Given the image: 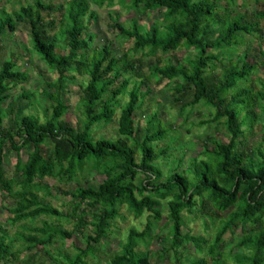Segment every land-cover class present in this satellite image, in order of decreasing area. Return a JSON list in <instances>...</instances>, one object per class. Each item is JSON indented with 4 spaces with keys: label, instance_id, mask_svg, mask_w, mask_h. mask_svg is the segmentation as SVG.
I'll use <instances>...</instances> for the list:
<instances>
[{
    "label": "trees",
    "instance_id": "trees-1",
    "mask_svg": "<svg viewBox=\"0 0 264 264\" xmlns=\"http://www.w3.org/2000/svg\"><path fill=\"white\" fill-rule=\"evenodd\" d=\"M114 1L94 0L99 6L112 5ZM256 2L261 5L254 20H247L242 14L233 18L223 15L211 0H130V9L162 11L164 29L158 23L146 30L137 22L129 27L122 22L113 23L123 37L133 40V51L140 50L145 56L172 52L183 45L197 49V56L186 62L154 65L152 76L169 81L182 77L183 81L175 82L171 88L174 101L184 105L203 102L214 108L213 117L202 123L221 122L229 136L228 141L214 140L213 149L205 148L199 157L193 158L188 170L175 168L164 181L157 161L167 151L158 150L153 144L166 138L168 130L154 116L148 120L144 138H138L135 116L144 94L141 84L128 90L127 74L134 69V63H126L109 45L88 53L92 41L89 23L96 17L90 2L66 0L56 8L51 0L49 3L36 0L12 12H1L0 39L9 32L15 33L20 24L28 25L34 50L57 74L53 82L47 81L48 88L44 91L52 102L46 119L42 121L35 114L15 113L12 123L5 126L8 111L14 112L12 103L5 109L9 91L25 83L28 75L12 59L5 60L0 67V190L15 203L10 210L12 223L61 215L58 208L40 197L42 192L52 195V187L43 182L47 177L73 181L86 169L106 175L98 186L78 185L71 192L79 203H86L78 217L76 231L91 226L93 234L85 239V246L74 244L72 256L64 255L60 259L47 251L46 255L56 264H88L89 258L97 254L98 245L109 237L123 206L136 217L149 212L154 219H161L162 214L157 209L161 199L169 200L171 228L170 234L161 241L168 242L170 250L174 251L175 264H184L181 248L190 243L200 252L207 249L210 257L193 260L190 264H210L211 261L228 264L219 258L225 235L239 227L245 233L238 245L245 247L246 252L237 254L236 262L264 264V137L262 142L251 146L246 141L257 127L264 130V121H260L264 114V82L261 87L252 84L256 64L248 60V53L237 62L230 59L226 65L219 52L236 48L245 36L258 35L260 23L264 21V0ZM216 21L217 35L213 39L212 25ZM259 53L264 65V50L260 48ZM214 63L223 67L220 74L213 69L208 73ZM74 73L86 77L80 83L84 116L80 130L66 119L68 85L70 80L76 79ZM125 94H129V100L120 113L119 137L95 139L94 127L113 120L120 96ZM44 146H47L45 153ZM23 150L28 154L26 160L21 156ZM11 152L17 155L14 172L4 167L5 154ZM140 173L145 178L137 182ZM79 203L74 207L75 212L80 209ZM88 210L94 211L91 218L86 216ZM197 210L213 224L216 225V221L220 224L211 241L182 232L184 212L196 214ZM229 210L228 216H221ZM250 225L258 227L247 233ZM152 226L149 222L142 231L131 228L110 264H153L148 252L139 248L141 245L148 248L154 237ZM74 237L73 231L47 222L32 228L30 234H19L16 240L0 227V262L16 260L15 241L31 251L39 245L46 248L56 238ZM167 250L164 249V253Z\"/></svg>",
    "mask_w": 264,
    "mask_h": 264
},
{
    "label": "rangeland",
    "instance_id": "rangeland-1",
    "mask_svg": "<svg viewBox=\"0 0 264 264\" xmlns=\"http://www.w3.org/2000/svg\"><path fill=\"white\" fill-rule=\"evenodd\" d=\"M36 0H0V14L2 11L12 12L19 9L21 5L33 4ZM92 10L95 11L96 17L89 23V30L92 41L90 42L89 54H93L96 48H102L109 45L111 50L119 57L125 59L126 63H134V69L127 76L130 78L128 90L134 86L141 84V104L136 113L135 120L139 130L138 138L142 140L146 133L148 120L156 116L162 121L164 128L168 130L166 138L153 144L158 150H166V154L157 161V165L163 171L162 181L173 169L180 171L188 170L193 158L199 157L205 148L212 150L214 140L228 141L229 136L220 122L203 124V121L213 117L215 109L201 102L196 105H184L174 101L171 93L172 86L175 82H182V77L174 80H163L159 76H152V68L154 65H166L168 63H177L179 61L186 62L188 59H194L197 56V49L194 47L181 46L179 49L164 53L160 51L156 56H145L142 51H133V40L123 37L120 32L113 27L114 22H122L129 27L133 22H137L144 30L153 24H160L164 29L163 13L160 10L144 12L142 8L139 10L130 9V0H115L112 5L107 3L103 6L97 5L94 0H88ZM216 2L217 11L225 16L232 18L237 14H242L247 20H254L255 14L261 4H257L256 0H211ZM49 3L50 0H44ZM55 7L65 3L66 0H51ZM47 14V13H45ZM59 14V11L55 15ZM87 22V21H86ZM261 30L258 35L245 36L243 41L236 47H229L219 52L221 57L225 59L226 65L230 59L234 58V62L241 59L244 53H248V60L256 64L255 73L253 75L252 84L261 87L264 82V65L259 53V49L264 50V21L260 23ZM212 28L215 32L212 35L214 39L217 35L218 22L213 23ZM93 48V49H92ZM92 50V51H91ZM218 53V51H216ZM12 59L16 61L22 71L27 73L28 80L12 87L9 91L10 98L5 105L8 109L9 104L14 106V112L8 111L5 119V126H9L15 113L35 114L44 121L46 115L51 113L52 102L46 98L44 91L48 88L47 81H54L57 77L56 72L51 69L34 50L30 29L28 25L20 24L15 33H8L4 38L0 39V67L2 63ZM122 65V64H120ZM212 67V68H211ZM211 68V69H210ZM208 73L213 69L216 74H220L223 70L222 66L215 63L211 64ZM213 72V71H212ZM76 79H72L68 85V98L66 103L69 105L66 119L77 130L81 129V123L84 119L83 108L80 102V83L86 78L78 73H74ZM129 100V94L120 96L119 106H117L116 115L109 123H101L94 127V138L101 137L116 139L119 137V117L122 107ZM260 121H264V114L261 115ZM158 128V126L156 127ZM254 134H248L247 143L251 146L256 142H262L264 130L257 127ZM47 146H44V153ZM23 160H26L28 154L25 150L21 152ZM138 159L140 155L138 154ZM17 155L15 152L6 153L4 157V167L8 171L15 170ZM145 176L140 173L137 182L144 180ZM106 175L100 171L89 170L80 173L76 180L67 181L60 180L56 177H47L43 182L48 183L53 189L52 195L46 196L44 192L40 193L41 199L45 203H49L61 211L59 217L39 216L35 219L21 221L16 224L12 223L11 209L15 207L12 198L4 196L0 190V227L5 229L8 236L16 240L21 233L30 234L32 228L41 227L47 222L56 227H61L68 231H73L74 238L56 240L46 248L39 245L36 249L26 251L20 241H15L16 260L9 259L1 261L0 264H56L54 260L49 258L46 253L50 252L54 257L63 259L64 255H73L75 253L74 244L77 242L80 246H85V239L93 234L91 226L85 227L81 232L76 231L78 217L81 209L86 207V203H79L72 196L71 192L80 185L82 187L98 186ZM168 199H161L157 209L161 212L162 218L156 220L149 212H145L141 217H136L131 213L127 206L121 208V215L111 226L110 235L100 245L98 252L94 257H90L88 264H110L112 257L117 254L126 241L131 228L144 230L147 223H153L154 237L148 248L141 245L139 248L148 252L150 260L153 264H175V254L170 250L169 243L163 242L170 234L171 228L169 224ZM79 203L80 209L74 211L75 205ZM198 208V207H197ZM93 210L86 211V216L91 218ZM231 210L222 213V217L229 215ZM185 226L182 228L184 234L191 233L211 241L220 225L216 221V225L203 216L198 210L196 214L184 212ZM257 225H250L247 233L255 230ZM241 227L236 231H229L225 235L224 245L221 249V261L228 264H238L235 260L237 254H244L245 247H239L238 243L244 235ZM164 253V249H167ZM21 251L20 252H18ZM182 262L190 264L193 260L200 258L210 259L207 249L205 252L198 251L195 246L190 243L181 248ZM163 256V257H162ZM64 261V260H63ZM214 264V262H210Z\"/></svg>",
    "mask_w": 264,
    "mask_h": 264
}]
</instances>
